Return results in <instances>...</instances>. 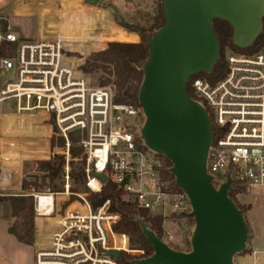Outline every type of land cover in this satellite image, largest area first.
Here are the masks:
<instances>
[{"label":"built area","instance_id":"obj_1","mask_svg":"<svg viewBox=\"0 0 264 264\" xmlns=\"http://www.w3.org/2000/svg\"><path fill=\"white\" fill-rule=\"evenodd\" d=\"M1 43L6 48L0 74L11 73L14 79L0 83V191L14 177V170L2 164L5 148L14 142L5 135H55L65 141L66 150L58 155L65 159L61 191L29 193L37 220L33 264H121L110 251L128 254L130 262L147 257L143 249L131 247L127 234L114 230L119 215L110 210L109 200L95 209L88 200L110 181L122 189L123 199L153 215L170 219L190 212L187 195L175 182L161 179L159 154L141 139V107L115 102L112 84L92 85L65 64L58 39L18 37L0 13ZM224 59L227 71L217 81L189 78V96L206 109L217 129L206 159L212 184L217 188L230 177L231 191L242 195L264 189V44L250 55L226 48ZM6 102L13 111H4ZM7 116L15 121L10 130L5 128ZM70 134L78 136L82 149L77 159L84 160L86 190L81 192L71 191ZM58 195L76 198L62 210L65 201L58 204ZM43 229L50 232L42 234Z\"/></svg>","mask_w":264,"mask_h":264},{"label":"water","instance_id":"obj_2","mask_svg":"<svg viewBox=\"0 0 264 264\" xmlns=\"http://www.w3.org/2000/svg\"><path fill=\"white\" fill-rule=\"evenodd\" d=\"M161 11L164 24L147 36L149 55L138 92L144 115L139 132L148 149L170 161L168 172L189 199L194 226L191 249L180 251L137 219L153 253L131 264H234L247 246L246 220L229 197L230 177L216 188L206 172L212 121L186 85L197 73H211L217 63L214 19L230 24L234 46L248 48L263 31L264 0H162ZM94 175L106 181L102 173ZM108 254L120 257L118 251Z\"/></svg>","mask_w":264,"mask_h":264},{"label":"rangeland","instance_id":"obj_3","mask_svg":"<svg viewBox=\"0 0 264 264\" xmlns=\"http://www.w3.org/2000/svg\"><path fill=\"white\" fill-rule=\"evenodd\" d=\"M82 2L85 7L94 6L96 9H110L111 13L106 10H89L87 12L80 3L79 5H75L74 7H70L69 10L63 14L62 19L59 22L58 28L54 33V38L60 41H72L77 42L80 40H93V33H97L96 35H103L100 37L101 40L107 42V40H112V42H123L128 41L130 37L125 35L126 30L116 25L118 21H125L128 23L136 24L145 29H151L155 19L157 18L159 11V4L161 0H97L95 4H90L88 0H76ZM75 1V2H76ZM90 5V6H89ZM45 7L49 8V12L46 14L47 23L51 24L54 22V17L56 11L54 10L55 6L50 1ZM41 15L43 16L44 10H40ZM0 13L2 18H6L9 22L10 28L16 33L18 37L24 39H37V28L35 24V19H30L27 17L16 16L13 9L6 5H0ZM112 20V21H111ZM43 19L41 18V22ZM114 25H112V23ZM110 26V30L108 31V27ZM54 27L49 26V30H54ZM93 29V30H92ZM52 32V31H51ZM50 32V33H51ZM99 32V33H98ZM39 34L41 38H44L43 27L39 28ZM84 34L88 35V37L84 38ZM91 36V37H89ZM108 44V43H107ZM104 45V44H103ZM103 45L93 44V43H75L72 45H64L63 44V53L62 58L65 64H68L79 74L88 78L92 85L101 86L100 82L103 78L113 79L112 75H109L107 71H102L101 69H96L90 72L83 71V65L90 59L91 55L94 52L101 50ZM105 45L103 48H105ZM198 77H204L203 75H198ZM7 79H14L13 74L2 72L0 74V83ZM208 79V78H207ZM108 85V84H106ZM4 111L11 112V106L9 102H6L4 105ZM15 125V121L11 116L5 117V128L10 130L12 126ZM20 124H16L19 126ZM3 126V121L0 120V129ZM7 130V131H8ZM18 133V132H17ZM19 134V133H18ZM23 134V133H22ZM34 137V136H33ZM30 137H24L22 135L14 136V135H5V139H9L14 142H10L9 146L5 148V152L2 155V164L6 168H11L14 170V177L11 181L6 183L7 188L0 191V196H30L29 193L33 191H40L41 189H22L21 182L23 179L28 181L30 184L36 182L38 184L41 183L42 173L39 172L36 168V162L40 160H48L53 158L54 156L63 155L65 152V141L60 137H56L52 135L49 138V135H45V137L39 136L38 139ZM70 140V138H69ZM63 141V142H62ZM72 142L70 140V146ZM79 147L78 141L74 144ZM31 147H35L41 151L45 150L44 154H36L32 155ZM70 150V147H69ZM70 154V151H69ZM25 158L26 160H21ZM70 162H73L71 165ZM70 165V173L71 170H77L80 168V164L78 163L77 158H71L69 160ZM170 167V166H169ZM168 167V168H169ZM167 168V170H168ZM21 179L19 183L18 180ZM14 182L15 185H14ZM62 180H56L55 184L61 185ZM34 187L33 185H31ZM30 185L28 186V188ZM77 188L83 191L82 185H77L73 183L71 178V188ZM62 188V187H61ZM61 190V189H60ZM76 198V196H74ZM69 198V199H67ZM72 196H62L58 195L57 200L58 204L61 201H65L64 205H62V210L65 209L68 205L73 203L75 199H71ZM233 199L235 203L240 207L243 212L244 217L248 218V233H254L255 228L259 226L263 228L264 225V189L254 191L252 190L248 194L242 195H234ZM33 204V241L31 245L24 244L25 246L18 245L14 248L9 256H5L2 243L0 244V253L3 255V259L1 262L4 264H29L30 259L33 264L34 259V232L36 228V214L34 212V199L32 197ZM9 206L8 201H3L0 203V219H8V223L12 224L14 222V217L12 218L11 214L4 213L3 210L5 207ZM249 215V216H248ZM11 216V217H10ZM193 218H189L184 215H173L169 218H165L164 228L165 232H174V237L171 239L167 238L165 233L163 234V241H165L171 248L181 251H189L191 249L190 246V236L193 230ZM0 228L1 225H0ZM50 232L49 229H43L42 234H48ZM46 240V239H45ZM2 251V252H1ZM244 252V251H243ZM124 256V254H121ZM121 264H125L122 260H120ZM251 257H247L245 259V264H251ZM259 264H264V262L259 261Z\"/></svg>","mask_w":264,"mask_h":264},{"label":"trees","instance_id":"obj_4","mask_svg":"<svg viewBox=\"0 0 264 264\" xmlns=\"http://www.w3.org/2000/svg\"><path fill=\"white\" fill-rule=\"evenodd\" d=\"M162 1V0H161ZM263 31L256 38L254 43L248 48H238L233 45L231 41L232 27L227 22L221 19H214L213 28L219 41V57L211 73L200 72L193 75L190 80L198 75H203L208 78L209 81L214 82L222 78L226 71L227 65L224 59V52L226 48L240 53V54H254L257 53L264 44V16L262 18ZM117 25L122 27L128 32L134 33L139 36V41L136 43L131 42H109L107 46L97 52H94L90 59L83 65V71L90 72L96 69L107 71L109 75L113 76V79L103 78L100 82L101 86L106 84H112L115 87V102L128 103L135 107H140L138 103V92L143 79V65L148 59L147 48V36L151 35L155 30L164 24V17L161 11V3L159 4V11L157 18L151 29L142 28L136 24L128 23L123 20L116 22ZM6 44L1 43L0 55L5 53ZM187 82L186 91L190 95V87ZM214 134H217V129L212 126ZM69 138L72 142L70 146L71 158H79L82 152L80 146L74 145L79 141L78 136L70 134ZM63 142V141H62ZM32 155L44 154L45 151H41L37 148H31ZM162 161V167L160 169L161 179L171 181L174 183V177L167 170L171 166L170 161L163 155H159ZM65 163L63 156H54L48 160H40L36 162V168L42 173L41 183L33 182L30 184L25 179L22 180V189H41V191L49 189L51 191H61V185L55 184L56 180L61 179L62 167ZM80 168L76 171L71 170V178L74 184L82 185L83 191L86 190L84 185V160H78ZM72 165L73 162H70ZM20 179L18 180V182ZM16 182H14L15 185ZM30 187L28 188V186ZM33 185L34 187H32ZM72 192H80L77 188H71ZM236 195L235 191L229 192V197L235 203L233 196ZM122 189L118 188L116 184L107 181L99 194H90L88 200L93 209L101 205L105 200L110 202V210L118 213L119 220L114 225V230L117 232L125 233L129 236L130 245L133 248L143 249L146 256L153 253V249L149 243H147L144 235L141 232L140 225L137 219L144 221L148 227L155 232L159 238H163V220L161 215H153L147 210L138 208L135 203L127 201L122 198ZM71 199H75L72 196ZM8 201L11 208V216L14 217V222L8 227V232L12 234L16 240L20 243L31 245L33 241V204L32 196H0V203ZM236 204V203H235ZM240 209V207L236 204ZM184 215V214H183ZM187 215L189 218L191 216ZM184 215V216H185ZM245 251V250H244ZM124 256H120L125 264H131V257L122 253Z\"/></svg>","mask_w":264,"mask_h":264},{"label":"crops","instance_id":"obj_5","mask_svg":"<svg viewBox=\"0 0 264 264\" xmlns=\"http://www.w3.org/2000/svg\"><path fill=\"white\" fill-rule=\"evenodd\" d=\"M50 1L54 4V6H55L54 10L56 11V13L54 14L55 15L54 22L51 24L47 23L48 19L46 18V14L49 12V8L45 7V5L48 4ZM75 1L76 0H0V5H6V6L11 7L16 16L35 19V24H36V28H37V39H52V38H54V33L56 32V30L58 28L59 22L62 19L63 14H65L69 10L70 7H72V6L74 7L75 5H79L78 3H80L81 6L87 12H89V10L91 11V9H92V11L95 9V10H106L109 13H111L110 9H96L94 6H90V5H89L90 7H85V5L82 4V2H80V1L75 2ZM40 10L45 11L43 13V16L41 15ZM41 18L43 19L42 22H41ZM8 24H9V22H8ZM112 25H114V24L112 23ZM41 26L43 27L44 38H41L40 34H39V28ZM49 26L54 27L53 28L54 30H49ZM114 26L120 27L117 24ZM120 28H122V27H120ZM110 29L111 28L109 26L107 30L109 31ZM123 30H125V29H123ZM126 32H128V31H126ZM96 34L97 33H93V37H95L93 40H85L84 39V40H80L77 42L60 41V40L59 41L62 42L64 45H72L75 43H93V44H99L101 46L104 44L103 47L105 45H107V43L112 42V40H107V42H106V40L103 41L100 39V37H102L103 35L98 34V36H97ZM125 35H128L130 37V39L128 41H123V42L136 43L139 41V36L134 34V33L128 32ZM85 37H88V35L84 34V38ZM89 37H91V36H89ZM103 47L101 48V50L104 49ZM43 151H45V150H43ZM20 182H21V179H20ZM3 212L4 213L8 212L7 213L8 215L11 214L10 205L8 207H5ZM185 216H187V215H185ZM8 219H9V217L6 219L5 218L0 219V225L2 227V228H0V244L2 243V245H3L2 249L4 250L5 256L6 255L9 256L10 252L14 248H16L18 245L25 246L23 243L18 242L16 240V238L8 232V227L11 225L8 223ZM246 220H248V218ZM263 221H264V218H263ZM164 222H165V219L163 220L162 228H163L164 233H166L165 228H164ZM246 224L248 226V221ZM169 234L172 237H174V232L173 233L169 232ZM247 257H251V261H252L251 264H259V261L264 262V225H263V228H260L259 226L257 227V229L255 228V231L253 234H251L250 232L248 233L246 249L244 252L237 254L234 257V264H245V259ZM3 258L4 257L2 255V253H0V264H4L3 262H1V260ZM29 264H32L31 259H30Z\"/></svg>","mask_w":264,"mask_h":264}]
</instances>
